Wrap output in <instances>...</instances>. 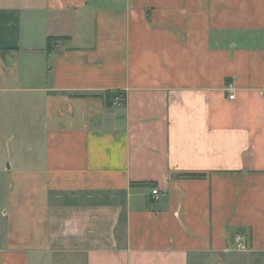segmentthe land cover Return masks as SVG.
I'll return each mask as SVG.
<instances>
[{
    "label": "crops",
    "instance_id": "0c3cea01",
    "mask_svg": "<svg viewBox=\"0 0 264 264\" xmlns=\"http://www.w3.org/2000/svg\"><path fill=\"white\" fill-rule=\"evenodd\" d=\"M0 264H264V0H0Z\"/></svg>",
    "mask_w": 264,
    "mask_h": 264
},
{
    "label": "trees",
    "instance_id": "16d2710c",
    "mask_svg": "<svg viewBox=\"0 0 264 264\" xmlns=\"http://www.w3.org/2000/svg\"><path fill=\"white\" fill-rule=\"evenodd\" d=\"M121 94L122 93L120 91H116V90L108 91L106 93V98H107L108 103H111L116 96H119ZM181 176L187 177V178H198V177H204L205 174L203 173H184V174H181Z\"/></svg>",
    "mask_w": 264,
    "mask_h": 264
},
{
    "label": "built area",
    "instance_id": "2783aa9c",
    "mask_svg": "<svg viewBox=\"0 0 264 264\" xmlns=\"http://www.w3.org/2000/svg\"><path fill=\"white\" fill-rule=\"evenodd\" d=\"M229 98L234 99V98H235V94H234V93L230 94V95H229ZM117 99H118V98H117ZM153 193H154V194H157V193H158V190H157V189H154V190H153ZM236 246H237L239 249H246V248H247V243H246V241H245L244 236H240V238H237Z\"/></svg>",
    "mask_w": 264,
    "mask_h": 264
}]
</instances>
